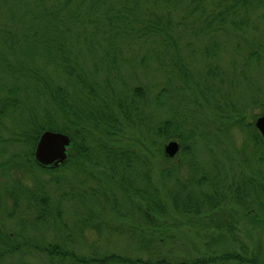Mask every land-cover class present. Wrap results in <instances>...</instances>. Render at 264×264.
Segmentation results:
<instances>
[{
	"label": "rangeland",
	"instance_id": "1",
	"mask_svg": "<svg viewBox=\"0 0 264 264\" xmlns=\"http://www.w3.org/2000/svg\"><path fill=\"white\" fill-rule=\"evenodd\" d=\"M5 1L0 0V20L5 17ZM65 1L69 15L82 5V24L70 29L87 31L82 41L76 40L85 46L84 51L95 42L92 56H104L110 39L118 44V63L126 59L112 75H93L96 58L89 53H82L78 60L80 67L95 77L101 93L112 100L110 108L115 110V100L130 95L137 86L143 87L146 96L137 109H129L137 111L135 122L118 115L121 131L116 139L103 127L102 131L91 130L85 145L92 151L90 158L79 157L73 148L68 152L72 157L67 167L55 173L42 171L28 161L31 147L18 138L21 125L17 117L0 119V264H71L68 260L51 261L40 251L52 244L83 257L116 254L142 259L143 264L163 259L172 264H194L225 253L239 254L245 262L218 260L209 264H249V259L264 264L262 221L248 217L244 208L232 201L226 209L209 208L208 204L216 187L230 197L231 187L238 188V183L248 178L264 183V143L257 141L261 134L256 128V121L264 116V6L248 5L242 12L241 32L232 27H228L229 33L220 31L218 51L210 58L205 52L213 51V46L193 33L199 29L203 13L220 11L213 0H200L198 9L190 7L189 0H180L179 7L165 0L46 3L54 6ZM20 4L24 7L16 12L22 15L26 5L34 7L36 0ZM108 8L111 15L122 10L135 29L146 30L153 22L171 20V25L164 27L177 43L172 44L161 33L138 39L131 31L119 42L115 25L101 20ZM14 26L13 21L1 25L0 40L6 29ZM70 46H75L74 40ZM177 52L190 71L187 85L168 70ZM45 70L51 77L57 75L51 67ZM66 87L74 94L69 82ZM172 118L180 132L168 140L157 136L158 126ZM172 141L181 148L170 158L165 149ZM102 144L126 152L132 160L130 168L121 160L115 163V158L107 161ZM202 177L207 179L200 185ZM56 178L60 184L55 183ZM125 184L132 189H125ZM248 186L251 191L262 189L256 184ZM15 189L17 206L11 197ZM254 193L247 201L254 199L252 211L259 217L264 211L257 204L260 196L256 200ZM42 197L49 206L45 210ZM215 203L220 201L215 198ZM158 204L167 208L165 215L154 211L160 218L146 220L150 207ZM190 204L197 206L192 211L200 214L184 210ZM38 216L48 218V222L39 221ZM141 239L145 248L138 244Z\"/></svg>",
	"mask_w": 264,
	"mask_h": 264
},
{
	"label": "trees",
	"instance_id": "2",
	"mask_svg": "<svg viewBox=\"0 0 264 264\" xmlns=\"http://www.w3.org/2000/svg\"><path fill=\"white\" fill-rule=\"evenodd\" d=\"M20 1L25 0H6L4 3L6 12L5 17L0 20V26L13 21L15 23V28H8L0 40V119L2 117H17L19 125H21V131L18 134L19 139L25 140L26 144L31 147L30 159L32 163L42 171L45 172H59L64 170L68 163L67 159L63 164L54 169L42 168L38 165L34 158V151L36 145L44 133V131L62 132L70 136L72 139V145L68 149L69 152L74 148L76 154L79 157L89 159L92 151L90 148H85L88 132L91 130L98 132L105 130L107 135L112 136L115 134V139L117 138L119 132L121 131L119 127L118 115L127 118L130 121H136L133 116L137 111L129 109L135 108L136 105L144 101L145 92L142 86H137L131 90V94L125 96L124 98L115 100V110L110 108L112 100L105 94L101 93L99 90V83L95 82V77L93 75H98L101 72L111 75L118 71L120 65L126 63V59H122L121 63H118L117 47L113 40L107 39L109 44L105 47L104 56L100 53H96L94 56V70L92 71V76L90 73L85 72L78 62L79 57L82 53H88L92 56L94 51L95 42L91 43L88 52L77 41H82L87 36V31L85 29L77 30V32H72L71 27L75 25H80L84 19V15L81 14V4H78L77 12L70 14L67 12L66 7L67 1L61 5L48 6L47 0H36L34 7L26 5L27 9L22 15L17 14V10L24 7L20 4ZM62 2V0H58ZM166 3H171L175 7L182 6L180 0H165ZM228 1V2H227ZM202 3V1H201ZM200 0H189L188 5L198 9L200 6ZM214 6L219 9V12L203 13V18L199 22V29L193 33L195 36H202L203 40L207 44L213 46V51H206L205 55L207 57H212L215 55L219 48L217 34L220 31H227L228 27H232L235 31H240L243 29L242 25V12H245L249 4H254V6L263 7L264 0H213ZM61 6V7H60ZM39 8H42L40 11ZM102 8V7H101ZM108 12L101 14V20L106 19L109 24L115 25V38L119 42H123V35L134 33L138 39L152 37L161 33V35L167 36L168 40L175 42L172 36L169 34V28L164 26L171 25V20H166V23L161 21L153 22L152 25L146 26V30L135 29L130 22H127V17L119 10L116 14L111 15L110 9ZM167 12V9H164ZM23 17V18H22ZM25 20V21H23ZM105 22L102 24L104 25ZM21 25V26H18ZM66 29H61L62 27ZM108 37V36H107ZM183 38V37H182ZM178 38L176 37V40ZM74 40L75 46H70L71 41ZM77 40V41H76ZM106 42L105 38H102ZM172 44H176L177 42ZM115 45V48H114ZM176 47V46H175ZM107 48V49H106ZM92 56V57H93ZM176 58H173L168 63V70L180 76L183 84L187 85L188 78L190 77V71L187 66L182 63L180 53H176ZM107 61V62H105ZM51 67L54 72L57 73L56 76L51 77L50 73L45 70V68ZM91 76V77H90ZM121 77V76H118ZM66 80L63 83V80ZM69 82L70 87L74 89L73 93L70 94L66 85ZM165 91V90H164ZM158 104L162 103L160 101V96L156 98ZM138 101V102H137ZM99 103L100 106H95L94 104ZM30 112V115L27 113ZM115 123V133L113 132V124ZM103 127V129H102ZM177 131L180 132L177 122L174 118L166 121L162 125L158 126L156 129L157 136L164 137L166 140L175 137ZM259 143H264V139L261 135L257 137ZM101 150L103 151L107 161L114 160L115 163L118 160L123 161L124 165L130 168V163L132 162L130 157H127V153L122 150H115L106 147L105 144L101 145ZM190 148H188L189 152ZM122 151V152H121ZM187 151V148H185ZM264 154V146L262 148L261 155ZM32 158V159H31ZM207 177H202L198 181L200 185L206 182ZM59 178H56L55 183L60 184ZM264 180V179H263ZM121 182H126L124 177ZM257 185L261 190L251 191L248 185ZM233 186V185H232ZM128 187L125 184V189ZM232 195L229 197L224 195L223 190H219L216 187L215 196L209 195L208 204L209 208L226 209L229 203L239 204L244 208L248 217L256 220L262 221L264 224V213L261 216H257L253 213V203L254 199L250 202L247 198L251 193L256 195L257 204L259 208L264 211V183L262 179L258 180L255 178H248L246 181L238 183V188L231 187ZM125 194L127 192H124ZM19 196L16 189L11 193V197L14 200L15 206L18 205ZM127 199L131 201V196H126ZM146 198L148 199L147 195ZM216 200L220 203H215ZM253 200V201H252ZM252 201V202H251ZM42 202L45 210L47 204V198L42 197ZM42 205V204H41ZM159 205V204H158ZM155 208L149 209L146 214V220L154 221L155 218H160L159 215H155L153 212L157 211L165 215V205H159ZM45 206V207H44ZM197 206H187V209L191 210ZM49 208V206H47ZM200 214V211H195ZM38 220H47L46 217L38 216ZM138 244L145 248L144 239L137 240ZM14 247V246H13ZM13 249V248H12ZM47 257L53 260L60 261H70L71 264H143L142 259H132L129 257H123L120 255H104V256H91L83 257L82 255H77L72 251H66L61 248L58 244H52L40 249ZM3 253L0 252V256ZM218 260H237L240 262H245L241 259L239 254L235 253H225L221 256L206 259H199L194 264H209L210 262H216ZM249 264H262L256 259L247 260ZM155 264H172L167 262V260H159ZM176 264H189V263H176Z\"/></svg>",
	"mask_w": 264,
	"mask_h": 264
},
{
	"label": "water",
	"instance_id": "3",
	"mask_svg": "<svg viewBox=\"0 0 264 264\" xmlns=\"http://www.w3.org/2000/svg\"><path fill=\"white\" fill-rule=\"evenodd\" d=\"M256 127L264 138V116L256 121ZM71 144L72 139L65 133L44 131L35 149V160L42 168H57L67 160V151ZM179 150V143L173 141L166 146L165 152L173 158Z\"/></svg>",
	"mask_w": 264,
	"mask_h": 264
}]
</instances>
